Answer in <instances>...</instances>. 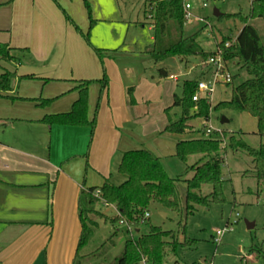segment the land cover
Segmentation results:
<instances>
[{
    "label": "crops",
    "instance_id": "0c3cea01",
    "mask_svg": "<svg viewBox=\"0 0 264 264\" xmlns=\"http://www.w3.org/2000/svg\"><path fill=\"white\" fill-rule=\"evenodd\" d=\"M90 1H112L114 13L123 17L122 0ZM64 12L83 33L90 31L84 0H0V44L14 49L12 55L19 61L12 91L0 94V264H73L82 230L81 192L103 186L108 178L113 181L124 153L140 150L145 139L164 131L147 133L135 116L144 100L141 89L158 92L160 84L154 75L148 77L142 61L135 66L105 56L103 67L93 51L94 46L108 53L129 51L153 61L146 53L154 42L151 22L138 19L128 25L121 19L122 24L113 27L116 16L111 18L104 6H93V15L100 19L94 20L90 46ZM137 24L148 27V41L128 37L132 30L139 32ZM104 68L109 87L99 103ZM159 74L179 82L168 70ZM203 74L199 71L196 78ZM87 80L97 83L89 88L90 120L100 105L94 134L89 127L42 123L45 116L70 112L79 97L76 88ZM170 96L174 104L178 95ZM39 100L54 101L41 107ZM196 133L192 128L183 135L163 136L178 138L177 147ZM150 151L163 160L159 152ZM201 158L196 156L194 164Z\"/></svg>",
    "mask_w": 264,
    "mask_h": 264
},
{
    "label": "trees",
    "instance_id": "16d2710c",
    "mask_svg": "<svg viewBox=\"0 0 264 264\" xmlns=\"http://www.w3.org/2000/svg\"><path fill=\"white\" fill-rule=\"evenodd\" d=\"M85 1L91 28L88 33H83L67 13L65 17L86 43L91 45V29L95 21L92 19L91 6ZM185 0H151L149 4V17L154 31V42L146 53L155 63L163 62L172 57H179L186 61L191 57H199L207 61L215 52H206L199 43L200 33L186 36L185 27L188 22L185 11ZM237 19L243 24L236 39L226 37L218 43L223 50V57L227 67L239 66V72H245L250 78L241 85L235 86L239 76L233 74L232 96L229 101L220 102L211 106L209 101L202 99L194 102L193 97L197 92L199 81L202 79L188 80L183 84L182 97H174V107H180L182 117L174 122L170 117L169 108L168 125L162 134L183 135L192 129V119L209 120L214 111L232 110L246 113L258 122V135L261 144L258 149L252 148L241 138V133L227 135L226 132L204 134L203 138L179 141L176 147V157L187 163L190 157L201 156V160L188 167L187 171L193 173L191 179L172 178L165 171L161 158L146 149L132 150L123 154L118 172L126 177L122 184H115L111 178L105 180L99 188H88L81 192L79 199V216L81 223V236L77 254L73 264H89L95 253H83L99 227L97 217L102 216L96 205L103 201L108 206H114L118 216L112 219L113 223L124 221L128 225L140 230L147 224L146 214L150 213L153 206H157L164 213L180 215L179 225L183 228L182 234L175 231H165L159 226H152L148 234L142 235L137 240L127 238L122 253L108 264H180V250L185 247H194L196 241L186 235L185 223L193 215L197 207L209 208L212 204H225L227 202L224 192V176L222 167L225 164L223 154L229 147L234 153L243 152L253 161L254 173L259 183H264V38L261 36L254 22L261 20L264 23V0H251L249 13L221 14L219 20ZM230 43L226 48L225 44ZM14 49L8 45L0 44V62H17L12 55ZM104 67V51L95 49ZM19 62V61H18ZM0 73V94L12 91V82L16 77L14 72L7 69ZM160 73L166 70L160 69ZM163 77H168L164 74ZM32 78L31 77H26ZM94 81H82L76 90L79 97L68 113L48 115L42 123L49 126L64 125L71 127H89L94 134L97 125V113L92 120L88 117L89 88ZM101 84L99 103L109 87V78L104 68V75L98 81ZM134 88L129 90L132 95ZM3 97L0 95V98ZM54 100H39L41 107L50 106ZM228 143L225 147V138ZM186 184V193L182 197L180 185ZM210 187L211 191L205 195L204 191ZM183 235L184 241L179 240ZM109 260V258H108Z\"/></svg>",
    "mask_w": 264,
    "mask_h": 264
},
{
    "label": "rangeland",
    "instance_id": "374dc122",
    "mask_svg": "<svg viewBox=\"0 0 264 264\" xmlns=\"http://www.w3.org/2000/svg\"><path fill=\"white\" fill-rule=\"evenodd\" d=\"M151 0H122L120 5L123 7L119 18L114 13V2L89 0L92 11V19H100L97 15H93V6L103 7L109 10L113 27L137 21H149V4ZM251 0H185V4H189L192 9L189 11L192 15L185 27L186 36L200 33L202 40L200 45L206 52L216 51L218 43L226 37L236 39L238 32L243 28V24L237 20H219L214 16L215 10H219L221 14H238L244 15L249 13ZM126 3V8H125ZM148 6H147V5ZM207 4V7H204ZM93 5V6H92ZM134 13V14H133ZM65 14V13H64ZM112 14V15H111ZM138 15L140 18H138ZM97 17V18H95ZM147 18V19H145ZM118 20L120 22H118ZM97 22V21H96ZM95 22V23H96ZM94 23V24H95ZM261 36L264 38V23L261 20L254 22ZM136 30L129 32L128 37L140 38L142 42L148 41L152 35L148 31V27H142L137 24ZM137 28V27H136ZM128 32L126 28L125 33ZM136 39V38H135ZM93 45V42L92 44ZM98 49L94 46V53ZM102 50V49H101ZM106 57H117L125 64L130 63L135 66L140 62L143 68H147L148 77L154 75L156 82H160L159 90H149L143 87L141 92L144 95V102L139 101L140 107L136 109L135 116L141 121L143 129L147 133L154 130L160 133L168 124V115L165 110L173 106V98L171 94L182 97L183 83L188 80L197 79L199 71H205V60L199 57H191L186 62H182L179 57H172L163 62L155 63L147 59L146 54H132L128 52H103ZM15 63L0 62V73L7 69L14 72ZM198 64V70L189 73L192 66ZM160 69H166L171 75L179 77V82L171 79L160 77ZM193 70V69H192ZM228 70L230 73L238 74L234 85L238 86L247 81L250 77L245 72H239V66L231 65ZM204 76V75H203ZM97 84V83H93ZM92 84V85H93ZM163 93H162V91ZM233 86H219L216 93L210 99L209 103L214 106L223 101H229L232 96ZM150 102H149V101ZM147 101V102H146ZM183 115L181 108L174 107L170 110V117L174 122L178 121ZM226 119L227 123H222ZM192 128L199 131L193 137L200 139L204 134L214 132H226L228 136L241 133V138L252 148L258 149L261 144V137L258 135V122L249 114L239 113L232 110L214 111L208 121L204 119H192L190 121ZM210 131V132H209ZM170 137V138H169ZM164 137L159 134L150 140L145 139L140 149L152 150L159 152L162 157V164L165 171L172 178L191 179L193 174L188 172V167L194 165L195 157H190L187 163L182 162L175 154L176 137ZM225 147L228 143V137L225 138ZM225 164L222 167L225 179L224 192L227 202L225 204H212L209 208L197 207L193 215L189 216L185 223L186 235L196 241L194 247H185L180 250V264H264V183H259L254 173V164L252 159L243 152L234 153L229 147L223 154ZM124 177L115 174L113 182L117 185L122 184ZM210 187L204 191L205 195L210 193ZM182 197L186 193V184L180 185ZM96 210L102 215L96 218L99 227L96 229L93 238L83 253H95L96 257L89 264H108L115 257H118L125 245L127 238L137 240L142 235L148 234L152 226H159L165 231H175L182 234L183 228L179 225L180 215L169 213L167 218L160 216V209L153 206L150 211V218L147 224L143 225L140 230L134 227L129 229L127 224L121 221L113 223L112 219L118 216V211L114 206H107L101 201L96 205ZM248 224L252 228H248ZM218 231H225L221 243L216 244L214 240L217 238ZM179 240L184 241L183 235H179ZM109 258V260H108ZM205 259L204 261H202ZM139 264H147L145 261ZM173 264V261L170 263Z\"/></svg>",
    "mask_w": 264,
    "mask_h": 264
},
{
    "label": "built area",
    "instance_id": "2783aa9c",
    "mask_svg": "<svg viewBox=\"0 0 264 264\" xmlns=\"http://www.w3.org/2000/svg\"><path fill=\"white\" fill-rule=\"evenodd\" d=\"M204 7H207V4H204ZM191 9L192 7L189 4L185 5V11L187 13L188 21L192 16L189 12ZM225 47H230V43H226ZM205 66H207V69L204 71L203 78L199 81L197 92L193 97L194 102H199L202 99L210 101L219 86H229L233 82V75L228 70L227 64L223 57V50L221 48L217 47L215 55L210 57L205 62ZM146 218H150L149 213L146 214ZM121 222L122 224L125 223L124 221ZM127 226L129 227V229L132 228L128 224ZM224 234L225 231H218L217 238L214 240V242L216 244L221 243Z\"/></svg>",
    "mask_w": 264,
    "mask_h": 264
},
{
    "label": "water",
    "instance_id": "95a60500",
    "mask_svg": "<svg viewBox=\"0 0 264 264\" xmlns=\"http://www.w3.org/2000/svg\"><path fill=\"white\" fill-rule=\"evenodd\" d=\"M220 15H221V13H220L218 10H215L214 16H215L216 18H219ZM227 122H228V121H227L226 119H223V120H222V123H223V124H224V123H227ZM160 216L163 217V218H166V217H167V215H166L165 213H160ZM248 228L251 229V228H252V225H251V224H248Z\"/></svg>",
    "mask_w": 264,
    "mask_h": 264
}]
</instances>
